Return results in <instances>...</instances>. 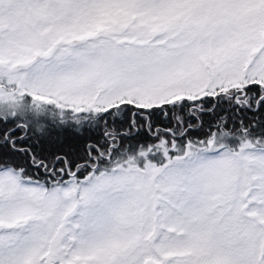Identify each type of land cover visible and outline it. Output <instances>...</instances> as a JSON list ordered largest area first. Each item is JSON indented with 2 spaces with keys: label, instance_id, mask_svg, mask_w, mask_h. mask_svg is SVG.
Returning <instances> with one entry per match:
<instances>
[{
  "label": "snow or ice",
  "instance_id": "snow-or-ice-1",
  "mask_svg": "<svg viewBox=\"0 0 264 264\" xmlns=\"http://www.w3.org/2000/svg\"><path fill=\"white\" fill-rule=\"evenodd\" d=\"M0 264H264V0H0Z\"/></svg>",
  "mask_w": 264,
  "mask_h": 264
}]
</instances>
